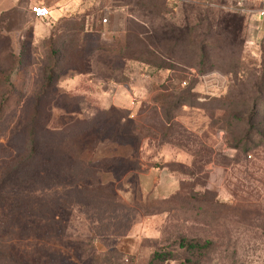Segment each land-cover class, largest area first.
Returning <instances> with one entry per match:
<instances>
[{
  "label": "rangeland",
  "instance_id": "rangeland-1",
  "mask_svg": "<svg viewBox=\"0 0 264 264\" xmlns=\"http://www.w3.org/2000/svg\"><path fill=\"white\" fill-rule=\"evenodd\" d=\"M120 1L123 66L0 15V264H264L259 0Z\"/></svg>",
  "mask_w": 264,
  "mask_h": 264
},
{
  "label": "crops",
  "instance_id": "crops-1",
  "mask_svg": "<svg viewBox=\"0 0 264 264\" xmlns=\"http://www.w3.org/2000/svg\"><path fill=\"white\" fill-rule=\"evenodd\" d=\"M33 3L46 5L48 14L45 17L33 16L30 11V5ZM17 12H22L29 17L30 38L32 37L36 42L55 44L51 48L47 46L50 51L56 50L59 42L66 44L76 42L80 44V51H84L87 58H92L98 51L105 48L103 43H112L115 46L112 54L122 66L125 62L138 59L137 56L126 53L130 34L127 23L133 18L126 2L120 0H0V15H5V18L9 19L10 13ZM123 71L130 75L127 68ZM130 89L133 90L132 87ZM166 174L171 175L169 172ZM138 179L143 188L157 189L156 193L159 197L167 196L178 186L175 179L171 183L162 168L153 165L141 170Z\"/></svg>",
  "mask_w": 264,
  "mask_h": 264
},
{
  "label": "built area",
  "instance_id": "built-area-1",
  "mask_svg": "<svg viewBox=\"0 0 264 264\" xmlns=\"http://www.w3.org/2000/svg\"><path fill=\"white\" fill-rule=\"evenodd\" d=\"M30 10L32 14L36 17H45L48 14V7L41 3L31 4ZM251 10L264 16V0H259V4L256 6V8Z\"/></svg>",
  "mask_w": 264,
  "mask_h": 264
},
{
  "label": "trees",
  "instance_id": "trees-1",
  "mask_svg": "<svg viewBox=\"0 0 264 264\" xmlns=\"http://www.w3.org/2000/svg\"><path fill=\"white\" fill-rule=\"evenodd\" d=\"M31 11V10H30ZM32 13V12H31ZM34 16V15H33ZM160 60H162V61H168V62H171V63H173V64H175V65H178L177 64V62H175L174 60H172L170 57H168V56H166V55H162V54H160ZM170 63V64H171ZM173 64H171V65H173ZM33 150V148H31L30 149V151L28 152V154L27 155H31V151ZM30 153V154H29ZM3 184V181L2 180H0V186ZM12 205H13V203H11L10 201L7 203V201L5 200V199H2L1 197H0V221H4L2 218H3V215L5 214V212H7L8 210L9 211H11V209H12ZM8 207V210H4V209H6ZM160 255V253L159 252H154L153 253V255H152V258H154V257H158Z\"/></svg>",
  "mask_w": 264,
  "mask_h": 264
}]
</instances>
